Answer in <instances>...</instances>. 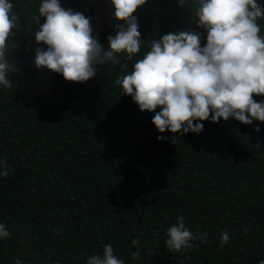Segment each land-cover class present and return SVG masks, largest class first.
<instances>
[{
	"label": "trees",
	"instance_id": "obj_1",
	"mask_svg": "<svg viewBox=\"0 0 264 264\" xmlns=\"http://www.w3.org/2000/svg\"><path fill=\"white\" fill-rule=\"evenodd\" d=\"M19 27L6 58L13 87L0 86V264H86L105 244L124 264H259L264 260V123L230 118L203 123L199 134L160 133L154 112H142L114 81L131 72L150 42L168 33L207 32L198 27L196 0H146L133 14L141 51L127 70L97 65L87 82H68L35 64L41 0H10ZM90 19L104 50L116 34L111 0H60ZM264 6V0H258ZM46 18H41V24ZM264 35V20L259 21ZM257 102L264 96H254ZM160 111L159 108L156 110ZM260 131H255V128ZM167 137L161 140L158 137ZM177 142L174 144L172 140ZM259 145V147L257 146ZM207 240L169 252L166 230L176 218ZM248 233H244V229ZM227 229L229 242L221 245ZM140 247L132 246L133 239ZM140 252L133 260L131 253ZM191 257V259H186Z\"/></svg>",
	"mask_w": 264,
	"mask_h": 264
},
{
	"label": "clouds",
	"instance_id": "obj_2",
	"mask_svg": "<svg viewBox=\"0 0 264 264\" xmlns=\"http://www.w3.org/2000/svg\"><path fill=\"white\" fill-rule=\"evenodd\" d=\"M191 0H179L180 6ZM115 7L114 36L107 37L109 50H104L93 36L90 19L71 9L65 10L60 0H41L39 15L32 19L40 30L35 33L37 48L35 64L61 74L68 82H87L97 74V65L111 63L122 71L127 60L141 51V33L136 17L137 9L146 0H111ZM195 17L198 27L207 32V43L201 47L199 32L168 33L150 42V50L136 60L131 72L117 77L114 83L131 96L142 112H154L152 123L160 133L199 134L203 123H219L235 118L242 124L264 123V35L260 20H264V6L258 0H196ZM46 18L41 24V18ZM19 27V17L13 12L10 0H0V86L12 88L8 78L15 68L6 58L8 40ZM157 108L160 109L157 112ZM255 131L259 132L257 127ZM164 140L167 137L161 136ZM175 144L177 141L172 140ZM259 147V145H257ZM10 169L0 159V176L7 177ZM244 233H248L245 228ZM165 244L169 252L180 253L193 248V241L207 240V233H193L185 226V217L176 218L166 230ZM11 236L6 225L0 223V239ZM221 245L229 242L228 230L220 237ZM132 246L139 248L140 240ZM133 260L140 252L131 253ZM191 259V257H186ZM15 264H21L17 259ZM86 264H124L111 244H105L101 254L88 256ZM264 264V260L259 261Z\"/></svg>",
	"mask_w": 264,
	"mask_h": 264
}]
</instances>
